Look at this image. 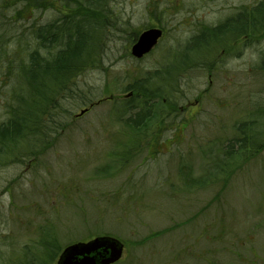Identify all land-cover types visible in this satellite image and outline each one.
Returning <instances> with one entry per match:
<instances>
[{
  "label": "rangeland",
  "instance_id": "1",
  "mask_svg": "<svg viewBox=\"0 0 264 264\" xmlns=\"http://www.w3.org/2000/svg\"><path fill=\"white\" fill-rule=\"evenodd\" d=\"M258 2L117 0L119 20L104 45L107 62L88 68L78 80L84 91L124 100L134 70L154 71L165 50ZM51 15L43 14L41 21ZM159 23L165 31L160 48L138 62L130 37ZM233 47L207 57L215 62L212 74L195 70L184 75L179 92L189 103L168 123L175 119L189 126L164 132L160 148L151 146L149 155L146 147L138 153L133 149L127 161V116L113 117L106 103L93 109L64 104L74 123L52 138L58 140L37 160H19L17 153L4 168L0 146V264L3 253L14 258L22 247L34 245L47 221L59 230L62 251L96 236L121 239L126 254L119 264H264V152L237 170L226 189L224 177L216 176L218 149L227 147L236 126L250 121V112L264 102V70L254 69L264 38L248 37ZM8 79L0 82V123L16 85L12 74ZM146 125V142L152 144L162 125L156 116ZM221 126H228V136H212L214 145L207 134ZM185 171L194 181H185Z\"/></svg>",
  "mask_w": 264,
  "mask_h": 264
},
{
  "label": "trees",
  "instance_id": "2",
  "mask_svg": "<svg viewBox=\"0 0 264 264\" xmlns=\"http://www.w3.org/2000/svg\"><path fill=\"white\" fill-rule=\"evenodd\" d=\"M116 2L0 0V82H9L11 74L16 82L6 104L7 116L0 123V146L4 148L2 165L10 155L17 153L21 154L19 160H37L35 158L56 143L58 139L52 138L65 133L74 123L72 111L64 104L73 109L79 106L93 109L96 103H106L113 117L122 120L127 116L125 126L130 131L126 140L127 161L133 149L138 153L146 147L149 155L153 146L160 148L164 132L173 128L185 131L189 126L187 122L180 126L179 120L174 123L175 119L168 123L174 112L176 117L179 110L184 112L188 106L189 99L180 97L179 92L184 75L195 70L212 74L216 70L215 62L207 61V57L220 50L231 51L239 40L264 38V0H260L255 5L243 7L223 23L201 27V32L199 30L184 45L165 50L154 71L134 70L130 77L132 83L124 89L128 94L124 100L104 99V93L93 94L90 88L84 91L86 87L82 88L78 79L88 68H102L107 62L105 39L119 20L114 12ZM45 13L52 15L42 22ZM159 26L160 23L157 27L164 30V26ZM141 33L135 32L130 37L131 47ZM160 43L155 49L160 48ZM195 52L201 56L192 57ZM259 58L254 69L264 70V50ZM155 116L162 126L151 144L146 142L149 128L146 124ZM249 116L250 121L236 126L237 134L233 138L226 134L228 126L214 128L215 133L207 134L209 138L228 136L227 147L219 148L214 158L216 176L224 177V189L237 170H242L264 152V102ZM212 144L215 145L214 139ZM184 173L187 183L194 181L191 175ZM54 228L47 221L39 228L34 245L22 247L14 258L3 253L2 264H54L62 252L61 234Z\"/></svg>",
  "mask_w": 264,
  "mask_h": 264
},
{
  "label": "water",
  "instance_id": "3",
  "mask_svg": "<svg viewBox=\"0 0 264 264\" xmlns=\"http://www.w3.org/2000/svg\"><path fill=\"white\" fill-rule=\"evenodd\" d=\"M163 30L150 28L143 31L131 48L137 60L143 59L158 45ZM85 112L82 111L81 114ZM123 243L111 236H101L88 242H78L67 246L57 264H114L123 256Z\"/></svg>",
  "mask_w": 264,
  "mask_h": 264
},
{
  "label": "bare ground",
  "instance_id": "4",
  "mask_svg": "<svg viewBox=\"0 0 264 264\" xmlns=\"http://www.w3.org/2000/svg\"><path fill=\"white\" fill-rule=\"evenodd\" d=\"M87 111H88V110H86V109H85V110H83V112H85V113H86Z\"/></svg>",
  "mask_w": 264,
  "mask_h": 264
}]
</instances>
